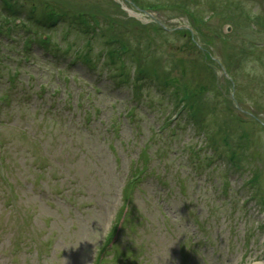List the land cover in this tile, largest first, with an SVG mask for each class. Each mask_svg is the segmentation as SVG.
<instances>
[{
	"label": "rangeland",
	"instance_id": "374dc122",
	"mask_svg": "<svg viewBox=\"0 0 264 264\" xmlns=\"http://www.w3.org/2000/svg\"><path fill=\"white\" fill-rule=\"evenodd\" d=\"M53 1L101 12L100 26L123 28L117 30L134 53L148 44L164 69L182 58L186 75L177 67L171 74L208 86L193 38L210 51L212 72L229 98L232 89L222 78V61L228 62L238 85V114L250 111L264 121V0H141L142 8L132 0ZM248 16L258 17L255 27ZM151 23L172 34L154 33ZM111 27L102 32L112 33ZM93 45V51L103 46L99 38ZM94 63L87 69L77 61L65 78L53 79L55 67L38 61L18 78L20 85L32 83L28 96L0 79V93L8 88L12 95L0 106V264H97L143 150L149 159L144 175L132 180L128 219L99 264H264V128H240L251 132L243 151L252 158L248 168L234 171L205 148L192 155L200 135L189 123L181 120L172 136L158 133L160 123L177 114L164 93L144 86L145 103L127 114V86L115 84L111 70L105 78L100 59ZM40 83L46 85L43 99L33 94ZM210 92L207 105L218 109L224 102ZM78 95L90 98L77 107ZM251 168L258 171L257 196L244 185Z\"/></svg>",
	"mask_w": 264,
	"mask_h": 264
},
{
	"label": "trees",
	"instance_id": "16d2710c",
	"mask_svg": "<svg viewBox=\"0 0 264 264\" xmlns=\"http://www.w3.org/2000/svg\"><path fill=\"white\" fill-rule=\"evenodd\" d=\"M28 1L29 4L18 0H0V79L4 78L8 82V86H16L19 90L24 91L26 89V92L20 94L28 96V88L32 86V83L27 80L20 85L18 78L20 75H24L23 73H27V67L36 65L38 61L54 66L56 74L53 79H59L62 73L64 74L68 67H74L73 65L77 61L84 64L85 68L92 69L95 66L94 61L99 62L100 59V67L104 70V77H108L109 70H111L117 79L115 84L127 86V99L132 101V104L127 107V114H131L130 112L137 104L145 103L142 98L144 86L147 89L154 88L161 91L171 103V111L177 110V114L171 121L166 118L164 122H161L158 133L163 130L172 136L177 128L176 125L183 120L190 124L194 133L200 135V143H197L196 148H189L192 155L205 148L209 152V156L215 155L224 159L227 166L232 167L234 171L248 168L250 164L248 161L252 158L248 154L245 155L243 151L251 143L249 141L251 132L240 131V128L250 124L264 128V121L250 111L240 112L243 116L238 114L239 109L235 106L236 102L240 100L237 95L238 85L228 62L222 61L225 71L222 78L226 85L232 89V95L229 98L226 97V88L212 72L211 65L216 64V62L212 59L210 51L206 48L200 49L194 44L193 38L189 40L196 49L198 47V52L202 56L201 65L203 68L201 70L205 71L208 77V86L199 82L191 85L186 79L180 81L171 74L172 70H176L175 67H177L180 74L186 75L187 65L184 64L186 60L182 58L169 59L171 66L164 69V66L158 62V56L153 51L148 50L147 52L148 44L141 43L137 49L138 53H134L135 50L125 42L124 36L117 30L118 28L123 30V28L114 27V25L111 27L112 24H110L111 26L107 25L104 27V31L110 27L114 31L105 35L102 32L104 28L99 23V13H101L99 11H92L90 8H83L82 6H76L74 9L67 5L66 7L63 5L58 7L53 0ZM132 3L139 8L143 7L140 5L141 0H132ZM191 15L193 19H196L193 14ZM257 19L258 17H247V21L252 27L256 26L254 22ZM62 23L65 25L61 26ZM150 28L154 30V33H171L153 23L150 24ZM208 30L210 29L208 28ZM173 32L183 35L189 31L173 30ZM213 33L214 36H219L216 32ZM94 38H99L103 46L93 51ZM62 59H66L67 63H60ZM192 67L194 68V64ZM65 77L64 74L62 78ZM45 86V83L39 84L38 89L33 92L36 98H44ZM91 86L99 92L98 87L92 84ZM8 90L7 88L0 93V99L7 102L11 100L12 95ZM57 91L58 87L49 91L50 96H53ZM208 92H210V97L214 98L215 96L223 100L224 103H219L221 106L218 105V109L207 105L208 97L205 94ZM87 97L90 98V96ZM77 98L76 106L80 107L86 98L81 97V95H78ZM30 99L31 97H27V100ZM42 102L45 109L49 111L50 106L47 107L45 100ZM88 112H90L88 109H84L82 113L85 118L82 120L87 122L89 119L87 118ZM207 116L209 118L206 119ZM221 117L222 119H220ZM234 138L238 140L235 144ZM143 149H146V144L143 145L141 151ZM142 153L143 164L140 168L135 167L131 176L145 173L146 160L149 159V154L145 150ZM250 170L251 172L244 180V185L257 196L259 190L255 180L258 171L252 168ZM223 184L225 185L226 182L224 181ZM251 196L254 195L251 193ZM259 204L264 222V200L260 199Z\"/></svg>",
	"mask_w": 264,
	"mask_h": 264
}]
</instances>
